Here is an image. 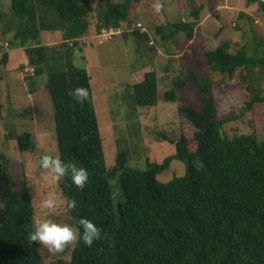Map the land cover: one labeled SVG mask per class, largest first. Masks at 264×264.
Masks as SVG:
<instances>
[{
  "label": "trees",
  "instance_id": "1",
  "mask_svg": "<svg viewBox=\"0 0 264 264\" xmlns=\"http://www.w3.org/2000/svg\"><path fill=\"white\" fill-rule=\"evenodd\" d=\"M142 1L100 3L95 30L122 28L124 40L131 36L139 49L148 33L130 28L133 12ZM8 2L10 15L0 31L7 35L9 48L23 49L31 67L23 78L29 93L41 77L46 78L58 154L89 172L83 190L68 177L58 183L66 201H77L75 209L67 208L70 223L82 216L90 218L102 235L91 247L82 241L74 243L68 260L50 264H264V140H257L254 132L230 138L223 131L226 122L264 102V51L256 55L241 47L232 53L224 40L212 49H202L194 39L201 9L196 0H184L191 7L192 20L173 23L161 20L159 0H149L151 8L142 3L139 8L147 16L146 23L162 42L178 34L190 42L189 50L181 54L188 66L159 96L156 71L136 70L132 83L125 87V96L138 107L155 106L159 98L173 102L187 121L180 126L175 152L161 162L147 159L143 168H131L124 163L125 153L118 152L115 166L107 168L90 77L84 67L71 61V49L81 53L78 41L90 30L92 0ZM253 3L264 14V0H246L247 5ZM42 31H59L62 41L42 44ZM6 60L3 53L0 63L5 66ZM237 71L249 98L242 113L219 118L211 72L232 79ZM188 83L195 88V101L187 103L178 92ZM76 87L88 90L87 101L73 99L70 92ZM157 136L169 140L164 133ZM15 138L18 150H35L30 133ZM2 159L0 155V264H43L38 242L29 240L35 220L27 180L24 175L18 187H8ZM173 160L184 164V174L159 182L157 175ZM116 174L122 197L117 206L110 186Z\"/></svg>",
  "mask_w": 264,
  "mask_h": 264
},
{
  "label": "rangeland",
  "instance_id": "2",
  "mask_svg": "<svg viewBox=\"0 0 264 264\" xmlns=\"http://www.w3.org/2000/svg\"><path fill=\"white\" fill-rule=\"evenodd\" d=\"M121 0H92L90 30L79 41L80 53L71 49V61L84 67L90 77L92 102L95 109L100 137L104 149L105 164L111 168L116 164L118 152L125 153V165L143 168L147 159L161 162L175 152L174 142L180 134V126L187 120L177 113L173 102L161 98L152 107L134 106L125 96V87L132 83L137 71L154 69L158 77L157 95L171 87L172 80L184 71L188 63L181 54L189 50V41L181 34L168 42H162L146 23L147 16L141 12L140 5L151 8L149 0H143L133 12L130 29L148 33V39H141L137 48L131 36L124 40L120 32L111 36L97 37L94 21L100 3ZM200 6L199 23L194 39L202 49H212L220 40L229 43V51L234 53L245 47L248 53L262 55L264 51V14L257 3L246 4V0H196ZM159 16L165 23L179 20H192L191 7L184 0H159ZM243 14V15H240ZM10 8L8 0H0L1 23L8 19ZM120 31L122 28H119ZM7 35L0 31V59L6 53V65L0 63V155L5 167V181L8 187H18L25 175L31 201L34 207L35 225L41 220L51 218L70 223L66 200L60 192L58 183L47 170L40 167V157L44 153L58 154L52 104L44 86L45 76L41 77L29 93V86L23 79L31 72L22 48H9ZM40 41L45 44H58L59 39L51 31H43ZM84 57V58H82ZM25 60V63L23 62ZM205 69L208 68L205 66ZM137 70V71H136ZM135 71V72H134ZM258 74L257 69L253 71ZM239 71L232 79L212 73L213 95L219 118L242 113L249 93L245 84L239 80ZM264 86V82H262ZM194 86L188 83L184 91H179L188 102H194ZM160 92V93H159ZM223 131L230 137L254 132L257 140H264V102L256 104L237 119L223 125ZM28 132L35 143L33 152H22L16 145V135ZM158 133H164L169 140H162ZM184 164L173 160L167 170L157 175L159 182H167L174 176L184 174ZM118 174L110 179L112 200L115 206L122 201ZM55 193L58 203L54 211L41 207V202ZM38 242V241H37ZM73 244L62 252H49L38 242L39 254L43 264L56 260H68Z\"/></svg>",
  "mask_w": 264,
  "mask_h": 264
},
{
  "label": "clouds",
  "instance_id": "3",
  "mask_svg": "<svg viewBox=\"0 0 264 264\" xmlns=\"http://www.w3.org/2000/svg\"><path fill=\"white\" fill-rule=\"evenodd\" d=\"M157 10H159V5H157ZM70 95L75 101L83 103L88 100L89 92L84 87H76L71 90ZM39 164L57 183L68 177L72 185L83 190L89 182V172L85 167L78 165L75 161H66L59 154L44 153ZM57 203L58 197L52 193L47 199L42 200L41 207L52 212ZM76 206L77 201L73 199L66 201L67 208L75 209ZM101 238L99 226L94 220L83 216L74 223L60 222L49 216L38 222L34 231L29 235L31 242H40L49 252H62L69 244H79L81 241L84 245L91 247Z\"/></svg>",
  "mask_w": 264,
  "mask_h": 264
},
{
  "label": "built area",
  "instance_id": "4",
  "mask_svg": "<svg viewBox=\"0 0 264 264\" xmlns=\"http://www.w3.org/2000/svg\"><path fill=\"white\" fill-rule=\"evenodd\" d=\"M97 33V37L99 38V40L101 41V37H103V36H111V35H113V34H115V33H118V32H120V29L118 28V29H115V28H112V27H109V28H107V27H103V28H101L99 31H96Z\"/></svg>",
  "mask_w": 264,
  "mask_h": 264
},
{
  "label": "crops",
  "instance_id": "5",
  "mask_svg": "<svg viewBox=\"0 0 264 264\" xmlns=\"http://www.w3.org/2000/svg\"><path fill=\"white\" fill-rule=\"evenodd\" d=\"M51 32L55 35V37H57L59 39V41L57 43H60L62 41L61 33L59 31H51ZM41 33H40V36H41ZM41 43L45 44L44 42H41ZM47 45H51V44H47ZM23 62L25 63V60Z\"/></svg>",
  "mask_w": 264,
  "mask_h": 264
}]
</instances>
